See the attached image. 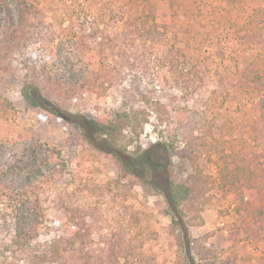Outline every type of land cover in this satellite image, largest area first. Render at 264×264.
Listing matches in <instances>:
<instances>
[{
    "label": "rangeland",
    "instance_id": "374dc122",
    "mask_svg": "<svg viewBox=\"0 0 264 264\" xmlns=\"http://www.w3.org/2000/svg\"><path fill=\"white\" fill-rule=\"evenodd\" d=\"M97 1L5 0L14 2L12 14L0 13V264H28L26 256L51 237H64L66 264H264V189L248 190L244 182L264 176L263 98L230 87L231 71L256 55L264 60V13L190 41L208 70L185 99L173 83L175 50H168L188 37L187 26L211 0H177L175 28L163 46L116 22V0ZM35 75L53 103L71 113L112 117L111 135L96 126L65 128L30 108L20 91L24 77ZM156 101L165 109L154 114ZM141 107L148 124L119 153L123 168L116 151L127 138L116 142L124 125L116 115ZM184 110L187 125L198 129L176 137L174 120ZM158 119L171 126L159 127ZM158 143H173V150L154 149ZM147 150L151 164L140 158ZM249 162L256 176L244 168L233 184L234 165ZM194 173L205 196L193 208L168 206L175 225L164 209L168 182ZM65 218L78 224L72 246L61 233Z\"/></svg>",
    "mask_w": 264,
    "mask_h": 264
},
{
    "label": "trees",
    "instance_id": "16d2710c",
    "mask_svg": "<svg viewBox=\"0 0 264 264\" xmlns=\"http://www.w3.org/2000/svg\"><path fill=\"white\" fill-rule=\"evenodd\" d=\"M100 2L101 1L98 0L94 3L99 4ZM194 2H197V0H194ZM13 4L12 2L11 4H8L5 0H0V13L3 15H11L13 11L11 6H13ZM18 4L19 2H15L14 6ZM176 4L177 0H116V22L121 23L126 28H131L135 33L143 34L144 38H149L148 40L153 41L154 45L157 41H160V46L167 45L164 40L165 38L163 37L167 36L172 28H175L172 19L175 18L177 14L175 10ZM228 4L233 6H223L222 3L217 0H211L204 3L203 7H199L201 10L204 9L203 13L200 12L203 14V17L199 18L196 16L198 19L192 21L195 24L190 23V26H187L188 29L186 30V34H188V37H186L185 40L181 39L178 44L172 45L168 50L169 53L173 49L175 50L174 57L178 60L180 67L176 70V78L173 83L175 88L181 92L185 99L191 97L195 92L194 86L197 80L203 84L204 70L202 68L208 70V63L203 60L204 57L201 54L195 51L196 49L192 47L190 41H192L193 44H199V39L202 38L203 34L211 37V30L214 33H217L219 28H223L222 24H225L228 21H237L238 17H242V20L243 17H245L246 20H248L260 15V13H264V0H231ZM23 6H26L25 3ZM20 7L22 6H18V10ZM240 7H244L243 12L239 11ZM102 10L103 9L101 8V11ZM235 11H239V13L235 14ZM57 26L62 28L63 22L61 21ZM72 28L73 26L70 28L66 27L64 30H72ZM192 33L193 36L191 35ZM104 52L105 50H102V53ZM200 58H202V61ZM98 72L101 73L103 71L98 69ZM231 74L230 87L244 96L257 95L262 97L263 100L261 103L263 107L264 60H261L258 55H256L244 69L239 70L236 68L231 71ZM20 97L30 108L41 110L46 113L48 118H53L57 122H60L65 128L70 126L72 128L83 129L84 126H96L105 128L108 131V134L111 135L109 129L114 125L112 117H106L104 114L93 115L90 112L73 114L63 103H53L50 91L42 84L40 75L24 77ZM140 102L147 105L150 102V99L147 98L145 94L140 93ZM155 105L159 106L157 110L154 111L150 109V112L154 114L159 113V110L161 109H165V106L161 105L158 101L155 102ZM187 111L188 110L179 111L174 120L173 130L176 132V137L178 135L184 137L188 133L192 135V132H196V129H198H192V127L187 125ZM148 116V113L143 110V107L136 110L131 109L129 111H124L116 115V120H120L124 123L116 137V142L122 138H127L126 145L121 148V151H116V162L120 163L123 168H126V164L123 161V158L119 156V153L122 152L126 154L127 147L135 143L140 137L146 124H148ZM157 118L159 117L156 116V119ZM157 122H159V127L164 126V123L165 126H171L170 119H167L165 122L159 121L158 119ZM190 123L192 126L195 125L194 120L190 121ZM156 128L157 127H154V130H156ZM124 130L127 131L126 135L124 134ZM152 147L154 149H161L164 153L169 154V151L173 150V143H158ZM140 158L145 159L149 164L154 162L151 161L153 158L151 150L142 152ZM251 164L252 163L249 162L246 167H240L237 163L234 165L235 167L232 171L234 174L233 184H235V182L241 183L238 174L243 175L242 172L244 168H248L247 170L250 174L254 175L255 168H251ZM125 170L129 176L132 175L130 170ZM258 180L263 181L264 176L261 178L256 176V179L245 177L244 182L248 184L247 189H256L257 191L264 189V183H257ZM204 185L205 182L201 179L200 173H194L184 180H171L168 182V196L164 203V209L175 225H177L175 217L173 214L171 215L169 213L167 207L170 206L175 210L183 207H195V203L202 200L205 196ZM59 220L62 225L61 233L64 236L66 234V246H72L75 237H79L78 224L74 223V221L69 218ZM55 221L51 220V223L53 224ZM57 229L61 231L59 227H57ZM64 240V237L63 239H56L55 237L49 238L42 251L35 250L32 254L26 256L28 257V264H66L64 263L65 260H63L62 250H68L69 247L62 249L61 243L64 242Z\"/></svg>",
    "mask_w": 264,
    "mask_h": 264
}]
</instances>
